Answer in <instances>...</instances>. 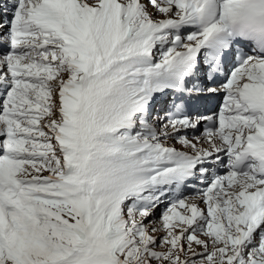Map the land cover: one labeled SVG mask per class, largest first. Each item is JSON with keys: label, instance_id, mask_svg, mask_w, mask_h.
Here are the masks:
<instances>
[{"label": "snow or ice", "instance_id": "obj_1", "mask_svg": "<svg viewBox=\"0 0 264 264\" xmlns=\"http://www.w3.org/2000/svg\"><path fill=\"white\" fill-rule=\"evenodd\" d=\"M238 2L0 0V264H264Z\"/></svg>", "mask_w": 264, "mask_h": 264}, {"label": "clouds", "instance_id": "obj_2", "mask_svg": "<svg viewBox=\"0 0 264 264\" xmlns=\"http://www.w3.org/2000/svg\"><path fill=\"white\" fill-rule=\"evenodd\" d=\"M233 8L227 25L231 34L264 47V0H239Z\"/></svg>", "mask_w": 264, "mask_h": 264}]
</instances>
